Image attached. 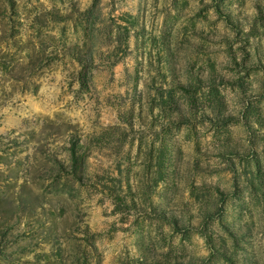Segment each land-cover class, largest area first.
Returning <instances> with one entry per match:
<instances>
[{
    "label": "rangeland",
    "instance_id": "374dc122",
    "mask_svg": "<svg viewBox=\"0 0 264 264\" xmlns=\"http://www.w3.org/2000/svg\"><path fill=\"white\" fill-rule=\"evenodd\" d=\"M0 264H264V0H0Z\"/></svg>",
    "mask_w": 264,
    "mask_h": 264
},
{
    "label": "trees",
    "instance_id": "16d2710c",
    "mask_svg": "<svg viewBox=\"0 0 264 264\" xmlns=\"http://www.w3.org/2000/svg\"><path fill=\"white\" fill-rule=\"evenodd\" d=\"M70 155H71V158L73 159L72 163L75 164L77 162V156H76V149L74 147V143H72V147L70 148Z\"/></svg>",
    "mask_w": 264,
    "mask_h": 264
}]
</instances>
